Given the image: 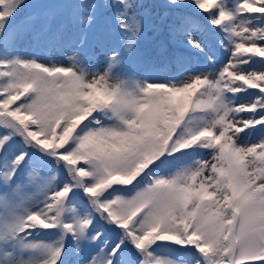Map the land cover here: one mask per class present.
<instances>
[{
	"label": "snow or ice",
	"instance_id": "snow-or-ice-1",
	"mask_svg": "<svg viewBox=\"0 0 264 264\" xmlns=\"http://www.w3.org/2000/svg\"><path fill=\"white\" fill-rule=\"evenodd\" d=\"M0 264H264V0H0Z\"/></svg>",
	"mask_w": 264,
	"mask_h": 264
},
{
	"label": "rangeland",
	"instance_id": "rangeland-1",
	"mask_svg": "<svg viewBox=\"0 0 264 264\" xmlns=\"http://www.w3.org/2000/svg\"><path fill=\"white\" fill-rule=\"evenodd\" d=\"M147 3H153L156 2V0H146ZM161 12V15L163 13V10H158ZM157 23H159V21H157ZM161 39V37H159L151 28L148 30V32L146 33V37L145 39L142 41L141 43V52L146 54L145 50L146 49H150L152 47H156L159 49L158 47V41ZM147 55V54H146ZM154 57V56H151Z\"/></svg>",
	"mask_w": 264,
	"mask_h": 264
},
{
	"label": "trees",
	"instance_id": "trees-1",
	"mask_svg": "<svg viewBox=\"0 0 264 264\" xmlns=\"http://www.w3.org/2000/svg\"><path fill=\"white\" fill-rule=\"evenodd\" d=\"M146 54L148 56H154V57H157L160 55V49L156 48V47H152L150 49H146L145 50Z\"/></svg>",
	"mask_w": 264,
	"mask_h": 264
}]
</instances>
